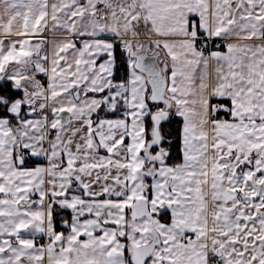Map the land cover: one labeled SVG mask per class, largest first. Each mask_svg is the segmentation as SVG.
I'll use <instances>...</instances> for the list:
<instances>
[{
  "label": "snow or ice",
  "instance_id": "snow-or-ice-1",
  "mask_svg": "<svg viewBox=\"0 0 264 264\" xmlns=\"http://www.w3.org/2000/svg\"><path fill=\"white\" fill-rule=\"evenodd\" d=\"M0 264H264V0H0Z\"/></svg>",
  "mask_w": 264,
  "mask_h": 264
}]
</instances>
